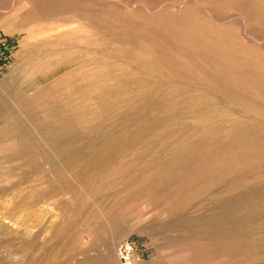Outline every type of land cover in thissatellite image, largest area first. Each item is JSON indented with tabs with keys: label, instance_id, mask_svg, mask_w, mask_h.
Segmentation results:
<instances>
[{
	"label": "rangeland",
	"instance_id": "obj_1",
	"mask_svg": "<svg viewBox=\"0 0 264 264\" xmlns=\"http://www.w3.org/2000/svg\"><path fill=\"white\" fill-rule=\"evenodd\" d=\"M126 241L264 264V0H0V264Z\"/></svg>",
	"mask_w": 264,
	"mask_h": 264
},
{
	"label": "built area",
	"instance_id": "obj_2",
	"mask_svg": "<svg viewBox=\"0 0 264 264\" xmlns=\"http://www.w3.org/2000/svg\"><path fill=\"white\" fill-rule=\"evenodd\" d=\"M119 257L122 264H131L134 254V244L131 241L122 243L118 248Z\"/></svg>",
	"mask_w": 264,
	"mask_h": 264
},
{
	"label": "bare ground",
	"instance_id": "obj_3",
	"mask_svg": "<svg viewBox=\"0 0 264 264\" xmlns=\"http://www.w3.org/2000/svg\"><path fill=\"white\" fill-rule=\"evenodd\" d=\"M244 19H246V18H244ZM242 21V20H241ZM246 21V20H245ZM246 23V22H245ZM79 30V29H78ZM88 30V29H87ZM80 32V31H79ZM70 32H68V34H69ZM77 34V33H76ZM87 35V34H86Z\"/></svg>",
	"mask_w": 264,
	"mask_h": 264
}]
</instances>
